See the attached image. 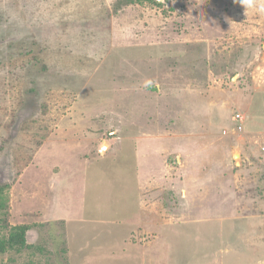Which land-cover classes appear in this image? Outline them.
I'll use <instances>...</instances> for the list:
<instances>
[{"label": "rangeland", "instance_id": "374dc122", "mask_svg": "<svg viewBox=\"0 0 264 264\" xmlns=\"http://www.w3.org/2000/svg\"><path fill=\"white\" fill-rule=\"evenodd\" d=\"M158 2L0 0V264H264V0ZM129 138L137 225L81 222Z\"/></svg>", "mask_w": 264, "mask_h": 264}, {"label": "crops", "instance_id": "0c3cea01", "mask_svg": "<svg viewBox=\"0 0 264 264\" xmlns=\"http://www.w3.org/2000/svg\"><path fill=\"white\" fill-rule=\"evenodd\" d=\"M131 140V144L129 143V146L133 149V157L131 158V165L132 170L129 171L127 168H123L122 164L119 165L118 168H120L117 173L119 174V177L116 180L117 184L121 183V189L118 188V194L116 195H110L109 191H106L105 196V202L104 204L96 198V205L91 206L90 208L85 207L84 203V197L82 202V207L80 210V215L78 220H80L83 223H96L100 221H105L114 225L118 226H124V225H137V221L139 220V216L141 215V212L143 211V202H142V196H141V189H140V183H139V159H138V151H137V145L134 143V138H129ZM123 143L118 148H113V144H109L108 148L104 152L102 156L105 157L110 152H116V150H121ZM101 157V156H100ZM100 157L96 158L98 160ZM128 160V159H127ZM94 161V162H95ZM124 162V161H123ZM131 173V174H130ZM131 175L133 176V181H130ZM88 186V183L86 182L84 184V187ZM90 188L93 190L94 194H98V196H101V192L98 191V183L94 179L91 180V183H89ZM97 196V195H96ZM118 196V197H114ZM134 228V227H133ZM133 228L130 232L133 233ZM156 236H154V239ZM129 246H135L133 243V238L130 236L129 239H127ZM146 241V240H145ZM133 242V243H132ZM151 243L148 241L146 242L143 247L145 250H148V248L152 247L154 243ZM140 246L138 245V248Z\"/></svg>", "mask_w": 264, "mask_h": 264}, {"label": "trees", "instance_id": "16d2710c", "mask_svg": "<svg viewBox=\"0 0 264 264\" xmlns=\"http://www.w3.org/2000/svg\"><path fill=\"white\" fill-rule=\"evenodd\" d=\"M145 1L148 3H159L158 0H130L131 3L133 2L143 3ZM49 77H51L52 80H54V77H52L51 75ZM6 199H7L6 187L0 184L1 209L5 207ZM29 230L30 227L28 225H19L10 228L8 233H6V235H2L0 232V253H5L14 250H16L17 252H21L26 248H30L31 246L28 244L26 240V235Z\"/></svg>", "mask_w": 264, "mask_h": 264}, {"label": "clouds", "instance_id": "9594fccd", "mask_svg": "<svg viewBox=\"0 0 264 264\" xmlns=\"http://www.w3.org/2000/svg\"><path fill=\"white\" fill-rule=\"evenodd\" d=\"M238 2L246 9V12L257 9L256 0H238ZM259 10L264 11V8H260Z\"/></svg>", "mask_w": 264, "mask_h": 264}, {"label": "built area", "instance_id": "2783aa9c", "mask_svg": "<svg viewBox=\"0 0 264 264\" xmlns=\"http://www.w3.org/2000/svg\"><path fill=\"white\" fill-rule=\"evenodd\" d=\"M235 120L238 122V124H239V128L241 129V130H243V127H244V117L242 116V115H237L236 117H235Z\"/></svg>", "mask_w": 264, "mask_h": 264}, {"label": "water", "instance_id": "95a60500", "mask_svg": "<svg viewBox=\"0 0 264 264\" xmlns=\"http://www.w3.org/2000/svg\"><path fill=\"white\" fill-rule=\"evenodd\" d=\"M107 149V145H103L100 149V154H104V152L106 151Z\"/></svg>", "mask_w": 264, "mask_h": 264}]
</instances>
